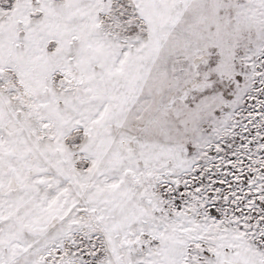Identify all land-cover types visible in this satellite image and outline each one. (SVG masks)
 I'll return each instance as SVG.
<instances>
[{
  "label": "snow or ice",
  "instance_id": "6c2138e0",
  "mask_svg": "<svg viewBox=\"0 0 264 264\" xmlns=\"http://www.w3.org/2000/svg\"><path fill=\"white\" fill-rule=\"evenodd\" d=\"M0 264H264V0H0Z\"/></svg>",
  "mask_w": 264,
  "mask_h": 264
}]
</instances>
